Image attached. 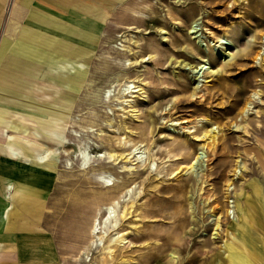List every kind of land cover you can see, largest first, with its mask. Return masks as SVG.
Listing matches in <instances>:
<instances>
[{
	"label": "rangeland",
	"instance_id": "1",
	"mask_svg": "<svg viewBox=\"0 0 264 264\" xmlns=\"http://www.w3.org/2000/svg\"><path fill=\"white\" fill-rule=\"evenodd\" d=\"M95 14L100 29L68 13L75 28H49L92 50L65 61L77 83L27 84L70 106L49 102L46 117L2 110L1 127L28 137L13 140L48 155L38 163L23 149L16 158L47 175L39 184L21 178L28 172L13 178L12 217H25L19 229L31 235L24 244L41 245L39 258L52 264H98L88 226L98 206L130 189L123 229L133 245L111 264H264V61L255 60L264 50V0H111ZM6 57L52 68L59 60L12 41L0 46L7 68ZM199 64L208 69L198 72ZM0 80L26 81L1 68ZM126 83L140 91L123 94ZM256 91L260 102L242 116ZM210 129L215 138L203 146ZM134 146L137 160L125 157ZM104 152L117 162L94 159ZM100 173L113 185L100 184Z\"/></svg>",
	"mask_w": 264,
	"mask_h": 264
},
{
	"label": "crops",
	"instance_id": "2",
	"mask_svg": "<svg viewBox=\"0 0 264 264\" xmlns=\"http://www.w3.org/2000/svg\"><path fill=\"white\" fill-rule=\"evenodd\" d=\"M110 3L111 0H0V46L11 41L26 42L56 55L59 59L54 68L17 57H6L7 68L2 64L0 66L8 74L26 80L21 84L0 80V264H52L49 257L39 258L38 253L45 251L41 245L24 244L27 239H31L28 238L31 235L23 234L25 229H19L20 226L26 225L25 217L17 219L12 217L14 196L13 191H10L17 183L13 178H18L24 172L28 174H23L21 178L31 184L47 180V175L42 169L18 163L16 158L20 150H28L35 159L43 157V161L47 160L48 155L35 148L23 147L18 141L13 140L12 135L22 139L28 137L25 130L17 128V132H10L1 127L4 122L2 110L20 111L27 114V117L28 115L46 117L43 113L47 111L44 108H49V102L69 107L70 103L63 99L51 100L49 93L34 91L28 88L27 84H40L48 90L50 81L57 80V85L73 86L77 83V78L66 72L67 69H72L67 67L65 61L79 62L88 58L92 50L89 45L71 42L64 38L62 33L53 32L49 28L53 26L75 28L71 21L66 22L65 14L68 13L70 18L87 17L91 24L100 29L99 23L104 18L95 13L109 11ZM59 88L63 89L61 86ZM44 126V131L50 128V125ZM46 132L48 134L50 130ZM33 141L39 142L36 137Z\"/></svg>",
	"mask_w": 264,
	"mask_h": 264
},
{
	"label": "bare ground",
	"instance_id": "3",
	"mask_svg": "<svg viewBox=\"0 0 264 264\" xmlns=\"http://www.w3.org/2000/svg\"><path fill=\"white\" fill-rule=\"evenodd\" d=\"M237 1H241V0H237ZM195 32L196 31L190 30L188 34H193ZM261 40H262V43H264V33L262 35ZM116 49L119 52H125L123 45H121L119 48H116ZM226 55H228V53ZM260 55L263 56V58H260V60L263 62L264 61V50H262L261 54L257 53L255 55L256 56L255 60H257V58ZM225 58L223 61H225ZM206 69L208 68H204V66L200 64L196 67V70L198 72L204 71ZM139 91L140 89H137L135 86H132L130 83H126L122 87L123 94L132 95L133 93H137ZM259 102H260V98L258 97L257 91L253 92L249 96V100L245 103L241 111L242 116L244 117L247 116L248 113L253 109V103H259ZM212 133L213 131L210 129L202 134V138L199 141L203 143V146L212 142V140L215 138V135H213ZM127 156H132V158L134 157V159L137 160L141 158L142 152L140 151V149H138L137 146H134V148H132L128 153L125 154V157ZM95 158H98V160L104 161V163L112 164L113 162H117V158L119 157L118 156L115 157L114 154L110 152H107V153L104 152V155L99 154L97 157H94V159ZM89 159H90V156L87 153L83 154L82 159H81L82 163H84L82 167L83 170L84 169L86 170L89 168V165L87 163ZM197 159H199L198 155L196 157V160ZM43 160H44L43 157H39L38 159H36L37 162H41ZM121 169L123 171H126L127 168L126 166H122ZM95 179L100 184H102L104 187L113 185L111 183L109 174L108 175L104 173L97 174ZM129 193H130V189H119L116 192L115 197L109 198L107 202L98 206L97 212L92 217V220L88 226V235L90 236L89 237L90 238L89 247L90 248L94 247L95 249L99 248V251H100V257L97 260L98 264H111L112 262L114 263L115 262L114 254L116 252L120 253L124 250H127L128 248H130V246L133 245L130 241L127 240V231L124 232V229H123V223L129 218L128 217L129 211L127 212V210H129L128 208L132 206V205L131 206L128 205L129 207L127 206L128 207L127 208L126 204L128 203L132 204L133 202V199L129 198ZM227 214L228 215L232 214V212L231 211L227 212ZM214 225H215V230H218L219 228L218 218H216ZM140 238L141 236H139L136 239H140ZM79 261L80 260H78V262ZM122 262L124 263L125 260H123Z\"/></svg>",
	"mask_w": 264,
	"mask_h": 264
}]
</instances>
